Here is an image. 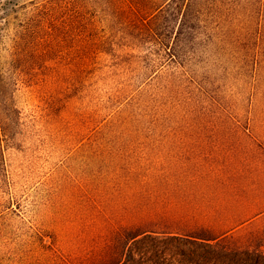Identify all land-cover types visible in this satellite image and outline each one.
Masks as SVG:
<instances>
[{
    "label": "rangeland",
    "instance_id": "rangeland-1",
    "mask_svg": "<svg viewBox=\"0 0 264 264\" xmlns=\"http://www.w3.org/2000/svg\"><path fill=\"white\" fill-rule=\"evenodd\" d=\"M32 1L0 0V63ZM120 15L116 58L76 75L34 62L11 80L16 113L0 104V264H103L116 222L134 210L146 227L204 236L244 222L227 242L264 253V77L251 88L244 63L245 45L264 36L245 37L241 20L221 38L208 10L187 75L168 81L176 72L150 22Z\"/></svg>",
    "mask_w": 264,
    "mask_h": 264
},
{
    "label": "trees",
    "instance_id": "trees-1",
    "mask_svg": "<svg viewBox=\"0 0 264 264\" xmlns=\"http://www.w3.org/2000/svg\"><path fill=\"white\" fill-rule=\"evenodd\" d=\"M28 8L17 20L10 44L4 49L7 60L0 63V104L13 114L16 110L8 96L14 86L11 80L25 75L32 63L50 61L55 72L76 75L86 72L102 56L116 58V15L140 16L150 22L149 36L176 72L165 75L168 81L171 76L177 77L178 70L187 75L186 50H195L203 40V17L208 10L221 26L244 20L245 37L256 32L264 36V0H38L23 9ZM227 36L223 26L221 38ZM120 40L126 41L123 37ZM205 42L216 50L211 45L215 40ZM244 49V63L252 78L249 85L255 88V79L264 77V43L245 45ZM187 79L195 83L193 76ZM161 81L162 76L157 83ZM153 192L161 196L160 190ZM122 219L116 222L122 223L116 230V250L103 264H264V253L227 242L244 222L223 228L217 236H204L146 227L145 220L135 216V210L130 219ZM124 222L132 228H124Z\"/></svg>",
    "mask_w": 264,
    "mask_h": 264
}]
</instances>
